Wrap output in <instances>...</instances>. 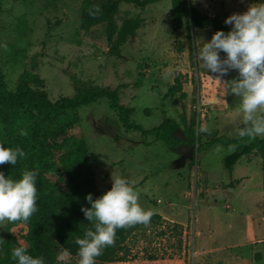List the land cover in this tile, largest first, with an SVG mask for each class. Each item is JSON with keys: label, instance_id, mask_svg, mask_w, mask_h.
<instances>
[{"label": "rangeland", "instance_id": "rangeland-1", "mask_svg": "<svg viewBox=\"0 0 264 264\" xmlns=\"http://www.w3.org/2000/svg\"><path fill=\"white\" fill-rule=\"evenodd\" d=\"M84 1L0 0V73L5 88L15 91L25 74L37 76L40 81H30L29 86L43 90L51 101L71 97L85 86L114 89L119 104L129 110L128 120L144 130L164 118L179 124L172 132L175 146L168 147L153 142L152 136L123 131L115 111L99 102L62 112L40 132L47 164L37 170L48 195L74 198L90 186L100 195L110 188L111 175H119L132 183L141 206L153 213L147 224H135L118 254L120 260L95 258L94 264H264V157H242L229 174L222 158L233 149L214 144L198 153L188 144L180 120L183 117L187 125L193 120L195 134L238 136L239 98L225 94V84L196 58L211 29H176L169 0L144 6L120 1L109 41L106 23L82 27ZM185 1L223 19L257 2ZM129 22L139 27L118 44L117 31ZM176 74L181 75L186 96L172 103L164 93ZM233 78H238L235 69L222 79ZM32 121L24 110L7 113L0 121V143L10 147ZM205 125L208 132L197 131ZM74 150L76 160L85 164V180L77 179L75 164L67 159ZM9 166L0 164V170L6 173ZM31 228L30 223L10 228L16 243L26 249L31 247ZM62 251L56 248L61 264H78V256L62 257Z\"/></svg>", "mask_w": 264, "mask_h": 264}, {"label": "trees", "instance_id": "trees-1", "mask_svg": "<svg viewBox=\"0 0 264 264\" xmlns=\"http://www.w3.org/2000/svg\"><path fill=\"white\" fill-rule=\"evenodd\" d=\"M120 1L144 6L158 0H86L82 5V27L87 29L94 24L104 22L107 24V38L110 41L114 32L113 16ZM169 2L170 18L176 29L186 25L192 29H211L213 33L217 29L226 32L231 27L224 23L220 15L201 12L185 0H169ZM138 27V22L122 25L117 31L116 42L124 43L126 37L132 35ZM35 80H39L36 75L26 76L24 74L20 77L15 91L10 92L5 88L3 76L0 73V121L4 122L6 114L12 111L24 110L33 117V121L27 125L23 134L11 140L10 147H20L24 155L18 157L15 165L9 166L5 175L18 178L24 169L35 170L37 189L36 211L29 219L26 222L10 221L0 226V264H16L11 257V248L19 245L10 231L11 226L15 224H31V234L28 237L31 247L27 251L33 256L43 257L44 264H61L56 258L57 247L62 250L68 249L70 255L77 256L78 245L75 243V238L83 236L85 229L92 227V222L85 219L81 208L89 206L85 199L86 194L91 193L93 198L99 195L97 189L90 186L74 198L65 195L50 196L46 191L47 183L37 170V167L44 168L47 164L46 149L40 138V132L59 114L105 102L110 109L115 111L117 121L123 131H135L144 137L152 136L153 142L160 141L168 147L175 146L172 132L179 128V124L172 118H164L157 126L148 130L130 122L128 120L129 110L119 104L117 91L114 89L85 86L76 88L71 97H60L51 101L43 90H35L29 86L30 81ZM185 96L186 94L182 91L181 75L176 74L171 86L164 93V97L169 98L172 103H177ZM180 120L185 127L184 135L188 144L195 147L198 153L206 152L214 144L233 149L230 154L222 158V166L229 174L242 157L251 153L261 158L264 157V137L237 136L231 138L225 135L195 134L193 120L188 125L183 117ZM144 144L149 145V142L145 141ZM77 154L74 150L67 159L75 164L77 179L85 180V164L76 160ZM134 227L135 224L117 228L113 243L106 245L101 254L95 258L102 262L120 260L122 256L118 254Z\"/></svg>", "mask_w": 264, "mask_h": 264}, {"label": "clouds", "instance_id": "clouds-1", "mask_svg": "<svg viewBox=\"0 0 264 264\" xmlns=\"http://www.w3.org/2000/svg\"><path fill=\"white\" fill-rule=\"evenodd\" d=\"M224 23L231 26L229 30L214 31L210 39L201 43L196 58L225 84V94L239 98L241 126L236 129L237 135L264 137V0H257L243 12L229 14ZM232 69L237 71L238 78L223 80ZM197 131L208 132L209 128L200 126ZM23 155L20 147L0 143V164L15 165ZM35 179L36 171L32 169H24L18 178L0 170V222H26L36 211ZM85 199L89 206L81 211L92 227L75 238L78 264H94L102 249L113 243L117 228L147 224L153 214L151 209L141 206L132 183L119 175H111L110 188L95 198L88 193ZM68 255L69 250L63 249L61 256ZM11 257L16 264H44L43 257L31 255L24 245L12 247Z\"/></svg>", "mask_w": 264, "mask_h": 264}]
</instances>
